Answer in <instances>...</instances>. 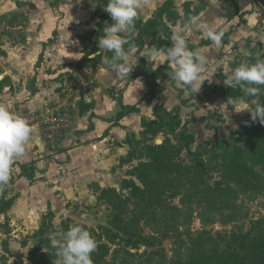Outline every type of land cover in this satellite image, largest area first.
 <instances>
[{
    "label": "rangeland",
    "instance_id": "rangeland-1",
    "mask_svg": "<svg viewBox=\"0 0 264 264\" xmlns=\"http://www.w3.org/2000/svg\"><path fill=\"white\" fill-rule=\"evenodd\" d=\"M42 1L47 3L48 15L58 18L60 21L64 19L66 24H62L65 25L68 32L79 33L77 36L81 47H84V44L89 40L92 44H97L98 39L93 33L99 20L96 12L98 4L96 0H80L79 3L77 0H72V2L71 0ZM28 2L31 1L0 0V16L5 14L9 21L13 20L12 18H18L21 25V33L18 37L9 35L7 38L1 37L0 41L6 39L9 42H20L28 19L25 13L15 12L14 7L27 5ZM166 7H170L173 17L169 19V14L163 15L162 21H166L172 35L175 29H183L180 34L186 39L187 44L196 45L201 38L208 39L203 35L202 26L208 25L215 19V16L223 17L224 24L234 19L231 27L229 25L227 28L223 25L217 26V31L223 33L219 46L211 41L209 45L196 49L207 48L209 50L207 65L209 81H206L194 96H191L189 88L181 90L176 87L170 73V68L174 69V65L166 58L167 51H162L160 46V40L163 39L166 41L164 46H171V37L164 36L163 26L158 28V32L161 34L160 38L147 37L141 40L140 46L142 50L145 44L154 45L161 51V55L157 58L147 55L140 57L139 52L136 53L138 62L130 61L133 65L137 64L129 75L118 76L108 70L103 62L105 50L100 49L93 55L92 58L101 54L97 64L90 66L96 74L93 72V77L88 79L84 76L81 78L83 84L88 83L84 88L76 84L68 86L67 92H73L70 101L75 104V107L82 109L87 102V95L98 89L96 87L98 84L117 102H122V92L138 77L140 82L145 85L144 94L136 102L140 108V112L137 113L138 128L122 139V144L125 145L127 151L111 168L113 170L109 169L108 171L112 172V175L106 176V180L112 182L101 185L92 181L85 186H79L74 189V197L58 207L53 205L47 207L42 200H33V184H29L27 179H25V184L21 183L20 170L13 164L9 183L0 188V264H32L28 260L29 249L36 243L34 237L36 230L42 217L49 210L52 211V229L54 231L67 230L72 224H79L94 230H97L101 225L109 226L108 222L112 219L114 212L112 204L109 203L112 195L110 192H105V198H100L101 192L108 188H114L117 200H124L129 195V189L122 186V181L132 178L138 182L133 171L140 161L146 160L144 156L147 152L145 141H149L150 144H159L165 139L162 134L144 137L142 118L146 121L155 120L156 113L162 109L175 110L181 121L180 130L191 134L194 139L192 149H202L203 146L213 144L218 138L228 144L240 131L249 138L256 139L258 136L256 132H259V136L264 137V124L260 123L259 118L253 121L248 110L239 113L233 111L231 105L224 104L227 99L219 89L222 87L224 91L227 90L228 86L223 83V80L241 62L254 63L256 59H264L262 58L264 52V9L256 0H143L139 17L143 20L146 17L154 18L160 9ZM67 8L69 12L66 11ZM212 9H216L217 12ZM175 15H177L176 20ZM244 18L248 19H246L245 31L242 32L237 29V25L245 20ZM60 21H56V28L59 27L58 22ZM189 28L193 30L191 33H188L190 32ZM231 33L236 35L230 37ZM56 36L57 29H54L50 40L55 42ZM137 36L138 30H135L133 38L137 39ZM232 39L234 40L232 41ZM2 51L0 46V56L3 55ZM42 61L43 56H40L37 66ZM70 70H75V66H69L66 70L67 75L70 74ZM94 77L96 79H93ZM110 81L114 82V85H110ZM93 86L94 88H92ZM259 97H252L246 101L251 109H254L257 103H264V97ZM87 103L89 104V102ZM210 105L216 107L210 108ZM171 138L172 143H176L177 138L173 136ZM252 142L255 143V141ZM119 144L120 142H117V145ZM198 145H201L202 148ZM55 149L48 147L52 155L58 150ZM131 150H134L136 154L133 158H130ZM204 155L207 158V155ZM246 165L260 174L259 180L263 184L261 190L254 191L250 188L234 186L236 193H231L230 196L228 194L218 196L215 205L210 206L194 199L198 196H191L190 187L185 190L183 188L175 189L169 195L163 196L165 207L162 210H148L139 222L144 234L161 235L159 236L160 245L152 248L140 246L136 249L125 248L121 244L119 246L111 244L104 262L97 264L230 263L234 259L233 256L246 250H249L248 254L253 255L248 262L245 259L247 264H264V157L260 163L251 162ZM220 170V167L215 165V161H212L211 169L206 174L212 194L217 191L220 185L221 188L226 185V182L221 179ZM186 192L191 196V201L182 200ZM220 193L222 194L223 191L220 190ZM9 201L12 204L8 208H4ZM134 206L133 200L130 198L127 203L128 210H132ZM130 215L129 212L122 214L126 221H130ZM154 215H156V220H154ZM241 240H244L245 243L249 242L248 245L250 242L257 244L258 251L251 245L249 246L251 249L247 248L248 245L239 248ZM57 262L58 259H55L52 263L47 264H57Z\"/></svg>",
    "mask_w": 264,
    "mask_h": 264
},
{
    "label": "crops",
    "instance_id": "crops-1",
    "mask_svg": "<svg viewBox=\"0 0 264 264\" xmlns=\"http://www.w3.org/2000/svg\"><path fill=\"white\" fill-rule=\"evenodd\" d=\"M30 1L27 5L14 7L15 12L25 13L28 19L26 25L24 23L20 42L3 39L0 44L3 50L0 56L3 59L0 60V103L26 117L58 102L68 86L76 84L84 88L88 83L83 84L81 78H91L95 72L92 67H88L70 70V74H66L69 66H75L83 55V47L77 36L79 33L68 32L63 25L66 24L64 19L60 21L48 15L46 2ZM212 11L217 12L216 9ZM2 16L6 17L5 14ZM214 18L208 24L209 27L223 25L227 28L234 23V19L224 24L223 17ZM244 19L246 21L248 18ZM56 21H60L57 28ZM245 24L237 25V29L245 31ZM54 29H57V36L55 42H52L50 39ZM188 31L191 33L193 30L189 28ZM235 35L231 33L230 37ZM202 39L205 38L199 41ZM40 56H43V61L37 66ZM136 78L122 92V102H117L97 84L98 89L86 97L89 104L86 102L84 106L89 105L88 110L81 112L73 103V129L61 140L53 155L41 136L39 125L31 122L36 125L34 137L24 155L14 164L20 170V182L25 184L27 179L29 184H33V200H42L47 207H58L72 199L74 189L79 186L92 181L101 185L112 182L106 180V176L112 175L108 171L127 151L122 139L139 125L137 113L140 108L136 102L144 94L145 85ZM109 84L114 85V82L110 81ZM120 103L124 106L135 105L139 111L127 114L116 122L115 116L121 110ZM117 142L120 144L117 145ZM20 165L32 166L29 176L22 172Z\"/></svg>",
    "mask_w": 264,
    "mask_h": 264
},
{
    "label": "trees",
    "instance_id": "trees-1",
    "mask_svg": "<svg viewBox=\"0 0 264 264\" xmlns=\"http://www.w3.org/2000/svg\"><path fill=\"white\" fill-rule=\"evenodd\" d=\"M98 2L96 12L98 13V23L95 31L96 38L103 35V28L108 23H112L109 13L104 11L103 7L108 3V0H96ZM169 14V19H172L173 13L170 7L160 9L154 16V18L138 17L135 23V30H138L137 39H134V44L141 46V40L147 37H161L158 32V28L164 27L163 34L166 38L171 37L172 31L167 26L166 21H162L163 15ZM177 15H175V20ZM246 21L242 20L238 25L245 24ZM165 39L160 40V46L162 51H167L169 46H164ZM211 40L202 39L198 44H188L190 50H196L202 46L209 45ZM129 47L126 45V48ZM100 49L97 44L87 41L83 47V55L81 59L76 63L75 69L88 68L96 65L101 58V54L95 55ZM112 53L105 52V56L111 57ZM264 58V52L262 54ZM106 66V65H105ZM174 69L170 68L172 74ZM224 95L225 99L234 97H243L245 101H249L252 97H244L240 88L228 87L226 91L221 87L219 88ZM264 90V86H262ZM264 97L261 95L259 98ZM185 104L184 101H182ZM121 110L117 112L115 121H119L125 115L130 113H137L139 108L135 105L124 106L120 103ZM90 108L89 105H85L81 112ZM156 119L146 121L144 118L141 120L143 127L144 137L148 135L156 136L162 134L165 139L161 143L150 144L149 141H145V148L147 150L146 160L140 161L134 168L133 175L135 174L138 182L135 179L127 178L122 181V186L129 189V195L124 200H117L116 192L113 189L108 188L103 190L100 194V198H105V192H110L109 203L112 204L114 209L113 217L108 222L109 226H98L97 230L88 229L97 241V249L92 254L94 264L104 262L105 257L109 252V246L122 245V247L139 248L140 246L154 247L160 245L161 239L155 234H144L139 226V222L143 215L148 210H162L165 206L163 204V196L169 195L175 189L183 188V190L191 188V196H198L196 199L199 203L203 202L205 205L209 204L214 206L216 198L222 195H229L236 193L235 187L250 188L254 191L261 190L263 184L260 182V174L253 168L248 167L247 163H260L264 157V137L259 136V132H256L258 136L254 140L247 137L243 132H239L233 140L228 144H225L223 139L218 138L213 144L200 146L202 149H192L194 139L191 134L182 132L180 130L181 121L178 113L175 110L169 111L162 109L156 113ZM261 130V128H260ZM262 131V130H261ZM150 133V134H148ZM254 134V133H253ZM177 138L176 143H172V138ZM147 139V138H146ZM252 141H255L252 142ZM130 158L136 154L134 150H131ZM207 158H205V155ZM215 161V165L220 167L221 179L226 182L225 186L221 185L217 191L210 193L211 186L207 183L206 174L211 169V163ZM20 169L23 173L29 176V170L32 171V166L20 165ZM135 172V173H134ZM220 190L223 193H220ZM253 191V192H254ZM115 195V197H114ZM191 196L183 195V201L188 199L191 201ZM132 198L134 208L128 210L127 203ZM221 203V201H220ZM12 204L11 201L7 202L4 208H8ZM129 212L130 221H126L122 214ZM156 215H154L155 217ZM52 211L49 210L45 214L41 223L36 230L35 239L36 243L29 249L28 260L32 264H47L52 263L58 257L55 256V249L50 247V241L48 234L54 232L52 229ZM156 220V217L155 219ZM117 229V231H116ZM161 233V232H160ZM163 234V233H162ZM164 235V234H163ZM246 241V240H245ZM239 248H243L248 245L249 242L241 240ZM250 244L252 248L258 251L257 244ZM243 244V245H242ZM251 249V248H249ZM249 250L233 256L232 262H207L206 264H245L253 257L252 254H248ZM128 255H131L128 253ZM246 259V262H245ZM197 264H205L200 262ZM247 264V263H246Z\"/></svg>",
    "mask_w": 264,
    "mask_h": 264
},
{
    "label": "clouds",
    "instance_id": "clouds-1",
    "mask_svg": "<svg viewBox=\"0 0 264 264\" xmlns=\"http://www.w3.org/2000/svg\"><path fill=\"white\" fill-rule=\"evenodd\" d=\"M77 2L79 3L80 0ZM142 7L143 0H108L103 7L111 16L112 23L104 26L103 35L99 36L97 46L105 52L112 53L111 57L105 56L103 62L110 72L118 76L131 73L137 63L133 65L130 61L138 62L136 56L138 52L140 57L147 55L157 58L161 55V51L154 45L145 44L141 50L140 46L132 42L131 35ZM182 31L183 29L179 28L173 31L166 58L174 65L171 78L175 81L176 87L181 90L187 87L191 96H194L210 79L207 67L209 50L207 48L190 50L186 39L180 34ZM202 31L213 44L217 46L221 44L223 33L217 31L216 26L209 27L205 24L202 26ZM125 45L129 47L126 49ZM223 83L230 88H240L244 97L264 95L262 90L264 59H256L254 63L241 62L223 80ZM224 104L231 105V109L236 113L248 110L253 121L259 118L260 123L264 124V103H257L256 107L251 109L243 97H234L227 99ZM210 106V108L216 107ZM35 131L36 125L25 115L0 103V188L9 183L11 168L18 158L24 155ZM48 239L50 247L56 250L57 264H94L92 254L97 249V241L90 231L81 225L72 224L67 230L50 232Z\"/></svg>",
    "mask_w": 264,
    "mask_h": 264
},
{
    "label": "built area",
    "instance_id": "built-area-1",
    "mask_svg": "<svg viewBox=\"0 0 264 264\" xmlns=\"http://www.w3.org/2000/svg\"><path fill=\"white\" fill-rule=\"evenodd\" d=\"M0 16V38L18 37L21 33V25L18 18ZM2 40L0 41L1 44ZM126 76V75H124ZM73 92H62V99L46 107L44 111L27 117L30 122L37 123L40 128L41 136L48 144L50 149L59 146L62 139L73 129L72 107L74 104L70 101Z\"/></svg>",
    "mask_w": 264,
    "mask_h": 264
},
{
    "label": "water",
    "instance_id": "water-1",
    "mask_svg": "<svg viewBox=\"0 0 264 264\" xmlns=\"http://www.w3.org/2000/svg\"><path fill=\"white\" fill-rule=\"evenodd\" d=\"M260 6L264 9V0H256Z\"/></svg>",
    "mask_w": 264,
    "mask_h": 264
}]
</instances>
